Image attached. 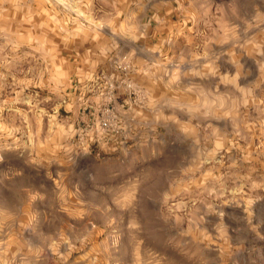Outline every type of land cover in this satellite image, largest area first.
Instances as JSON below:
<instances>
[{
    "label": "rangeland",
    "instance_id": "1",
    "mask_svg": "<svg viewBox=\"0 0 264 264\" xmlns=\"http://www.w3.org/2000/svg\"><path fill=\"white\" fill-rule=\"evenodd\" d=\"M0 264H264V0H0Z\"/></svg>",
    "mask_w": 264,
    "mask_h": 264
},
{
    "label": "built area",
    "instance_id": "2",
    "mask_svg": "<svg viewBox=\"0 0 264 264\" xmlns=\"http://www.w3.org/2000/svg\"><path fill=\"white\" fill-rule=\"evenodd\" d=\"M93 127L94 129L91 132L95 133V137L101 139L102 145L108 144L113 140V137H117L119 140L123 137L124 126L121 119L111 115L109 112L99 118Z\"/></svg>",
    "mask_w": 264,
    "mask_h": 264
}]
</instances>
